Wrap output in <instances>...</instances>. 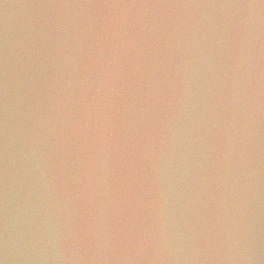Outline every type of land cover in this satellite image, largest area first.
<instances>
[{"label": "clouds", "instance_id": "clouds-1", "mask_svg": "<svg viewBox=\"0 0 264 264\" xmlns=\"http://www.w3.org/2000/svg\"><path fill=\"white\" fill-rule=\"evenodd\" d=\"M0 264H264V0H0Z\"/></svg>", "mask_w": 264, "mask_h": 264}]
</instances>
